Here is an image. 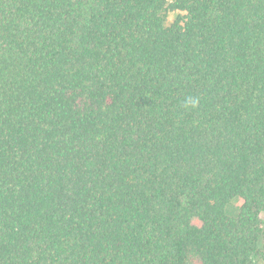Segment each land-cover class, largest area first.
I'll list each match as a JSON object with an SVG mask.
<instances>
[{"label":"trees","instance_id":"trees-1","mask_svg":"<svg viewBox=\"0 0 264 264\" xmlns=\"http://www.w3.org/2000/svg\"><path fill=\"white\" fill-rule=\"evenodd\" d=\"M0 264H264V0H0Z\"/></svg>","mask_w":264,"mask_h":264},{"label":"rangeland","instance_id":"rangeland-1","mask_svg":"<svg viewBox=\"0 0 264 264\" xmlns=\"http://www.w3.org/2000/svg\"><path fill=\"white\" fill-rule=\"evenodd\" d=\"M183 16V13L181 12H176V11H167L165 13V24L168 26V25H171L172 23H174L178 18L182 17ZM236 210V206H230L227 211L230 213H233L234 211ZM193 223L196 224V225H199V222L198 220L194 219L193 220Z\"/></svg>","mask_w":264,"mask_h":264},{"label":"clouds","instance_id":"clouds-1","mask_svg":"<svg viewBox=\"0 0 264 264\" xmlns=\"http://www.w3.org/2000/svg\"><path fill=\"white\" fill-rule=\"evenodd\" d=\"M190 103L192 104V106L194 107L195 106V101H190Z\"/></svg>","mask_w":264,"mask_h":264}]
</instances>
